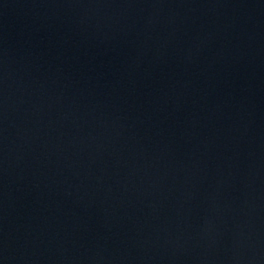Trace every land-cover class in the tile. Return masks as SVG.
I'll use <instances>...</instances> for the list:
<instances>
[{
  "label": "water",
  "instance_id": "water-1",
  "mask_svg": "<svg viewBox=\"0 0 264 264\" xmlns=\"http://www.w3.org/2000/svg\"><path fill=\"white\" fill-rule=\"evenodd\" d=\"M0 264H264V0H0Z\"/></svg>",
  "mask_w": 264,
  "mask_h": 264
}]
</instances>
